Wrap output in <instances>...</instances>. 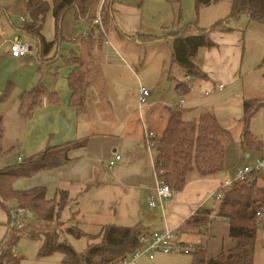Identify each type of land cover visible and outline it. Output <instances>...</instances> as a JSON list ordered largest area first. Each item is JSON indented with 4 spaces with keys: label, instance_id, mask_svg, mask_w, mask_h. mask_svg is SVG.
<instances>
[{
    "label": "crops",
    "instance_id": "0c3cea01",
    "mask_svg": "<svg viewBox=\"0 0 264 264\" xmlns=\"http://www.w3.org/2000/svg\"><path fill=\"white\" fill-rule=\"evenodd\" d=\"M26 1L24 0V3ZM143 1L148 8L152 6L164 8L167 3L172 4L167 0ZM173 4L178 3L174 2ZM1 9L0 5V28L4 35L3 11ZM145 10L146 8L143 6H136L129 0H112V23L107 29L110 31L106 30L105 39L100 47L103 62L101 83L104 86V91L98 92L95 88L89 89L87 102H90L91 99L92 102L89 108L86 103V113L77 114L74 107L70 105L71 91L67 82L70 67L66 66L65 59H63L69 54L65 49L68 47L63 45L65 50L61 53L65 57L58 56L49 65H42L38 61L37 72L40 75V80L35 85H33L34 78L29 81L32 84L31 89L41 86L46 92L53 93V97L57 96L58 98L55 97L57 100L47 101L43 94L42 104L26 117L20 109L19 94L31 89L17 91L16 84L8 82L4 90L10 87L11 95L7 100L0 102L1 105L7 106L3 111H0V123L3 129L0 155L3 154L5 159L0 167L13 163L19 155L25 158L48 144H64L78 140L82 145L68 150L69 160L65 163L40 170L29 177L19 178L14 182V186L26 189L35 185H44L48 198L57 196L58 190H66L70 200L62 209L60 220L64 223L68 221L71 224L73 218L74 224L88 235L99 233L102 226L107 223L137 225L143 230L170 228L175 231V238L179 241L200 244L204 247L206 257H214L222 250L233 246L236 241L229 234L228 219L213 213L211 207V203L214 201L213 191L219 188L220 182L223 180L222 177L231 173L234 167L229 169V163L226 162L224 155L223 171L225 174L222 177H218V173L201 174L197 170H190L186 174V180L181 189L173 190L170 196L162 198V206L150 207L148 201L155 193L156 185L155 150L147 147L145 130L150 129L154 134L155 130L156 132L162 131L167 122L168 107L183 109L182 118L184 121L196 120L201 115L209 113L215 116L219 125L228 131L227 139L231 138L229 130L232 122L240 125L238 126V129L240 128V147L236 152L238 165L255 161L264 150V129L258 130L253 124V117L257 113L261 119L264 118V65H261L264 56V24L249 23L246 15H240L237 18L239 19L238 24L231 25L232 20L227 23L225 27L228 30H210L209 37L216 46L201 48L193 57V62L207 74L206 78L185 76L183 70L172 60L171 46L169 67L173 68V65H177L176 69L181 73V76H175L168 71L166 78L172 81L173 91L180 97L179 102L173 106H161L160 103L152 101L140 117H136L135 114L128 116V113L115 115L108 99L111 92L105 87V79L109 77L103 76L108 58L116 55L123 60L120 52L131 56L137 49L136 44L140 43L153 47L151 51H161L160 49L165 48L164 43L169 41L167 39L170 38V41L173 42L172 34L174 32L183 31L185 28V25L177 27L164 36L143 35L140 32ZM25 13L24 7L23 17H25ZM160 14L162 13H158V15ZM223 14L225 11L207 19V12H205V19L196 22V26L206 29L208 20L209 22L215 20V23ZM67 16L73 19V12L69 11L64 19ZM4 19L7 20L6 14ZM74 21L78 22L79 20ZM81 22H84L86 26L80 38L86 32H90L94 38L99 36V30L92 29V33L90 25L85 21ZM245 24L246 26L260 27L257 34L261 36H259L260 46L250 55L251 62L249 64L253 67L251 74L244 78L242 72L245 73L246 45L258 38L257 34L253 32L254 28L250 32L247 29L242 30ZM165 26L167 25L163 23L162 28ZM92 27L94 28V26ZM162 31L166 33L165 29ZM185 33L193 34L195 32L189 27ZM149 36L154 37L155 40L145 43ZM2 37L0 36V38ZM109 38H111V42L106 43L105 40ZM69 41L73 42L74 40ZM3 43H7V40H0V45ZM71 46H75V50L78 51L76 44ZM33 55L35 56V54ZM51 56L53 54L50 53L49 57ZM176 80L185 81L188 84L185 94H179L174 89ZM220 84L221 88H219ZM194 85L203 86V92L197 96L192 95L190 92ZM150 94L151 91H149L147 101ZM240 94H242L241 99ZM244 100H257L262 103L249 121L248 130L255 142L251 145L242 143L243 122L241 118L244 112ZM142 108L143 106L139 107V110ZM257 132L263 136L256 134ZM115 153L120 154L121 157L112 165H108V161L114 157ZM258 175L255 182L264 188V177L259 178ZM19 180L21 183L17 186L16 182ZM258 211L260 214L255 215V218L257 223L261 222V226H264V210L258 209ZM63 214L64 216H62ZM205 215L207 219L205 224L189 220L192 216ZM71 216L72 218L69 219ZM29 218L32 219V215H29ZM63 237L69 241L67 236ZM14 255L19 257L16 249ZM132 264L200 263L195 262L194 253L157 252L153 258L141 256Z\"/></svg>",
    "mask_w": 264,
    "mask_h": 264
},
{
    "label": "trees",
    "instance_id": "16d2710c",
    "mask_svg": "<svg viewBox=\"0 0 264 264\" xmlns=\"http://www.w3.org/2000/svg\"><path fill=\"white\" fill-rule=\"evenodd\" d=\"M167 1L179 4L180 0ZM194 2L197 13L201 7L211 4V0H194ZM49 9V4L44 0H27L24 21H20L21 30L35 41V58L42 65H49L58 56L62 58L64 54L61 52L65 49L68 51L69 55L63 59H65L66 66L70 67L67 75L71 91L70 105L74 107L77 114H84L87 111L89 89L104 91L101 83L103 62L100 47L105 39L106 30L112 23V0H52V14L55 23L53 41H47L42 34L43 22ZM69 11L73 12L74 20L87 22L92 33V29L95 28L100 31L97 38L92 37L90 32H86L82 38L74 40L73 43L76 44L78 51L70 47L64 49L62 46L66 38L61 30V23ZM240 15H246L249 23L264 24V0H231L229 14L216 21L210 28L202 29L197 27L196 23H189L185 25L183 31H176L172 34V60L183 70L185 76L207 77V74L193 62V57L201 48L216 46L209 37L210 30H228L225 27L227 23L237 19ZM96 18L100 19V25L94 24L93 28L91 24ZM189 27L195 33H185ZM146 39L145 43L155 40L152 36ZM54 44H56L55 52L49 57ZM94 49L96 53L93 52ZM261 65H264V56ZM174 89L183 95L188 90V84L185 81L176 80ZM43 94L47 101H55L58 98L53 97V93L46 92L41 86L19 94L20 109L24 116H29L42 104ZM10 95V87H7L0 94V102L7 100ZM261 105L262 103L257 100L243 101L244 112L241 121L243 122L242 143L244 144H255L248 125L251 116ZM167 113L168 118L162 135L157 138L153 135L151 141L155 144L156 173L169 184L172 190L182 188L186 174L190 170H197L201 174H216L223 171L224 140L229 134L219 125L215 116L206 113L196 120L184 121L183 109L180 107H168ZM148 131L154 134L150 129ZM2 134L3 129L0 123V141ZM78 145H82L78 140L64 144H48L25 158L22 157L20 160L0 167V207L6 208L7 202L15 199L17 205L27 208V214L31 213L38 222L49 223L60 218L62 209L70 200L66 190H58L57 196L48 198L44 185L23 189L16 188L14 182L19 178L32 176L40 170L65 163L69 160L68 150ZM258 209L264 210V188L258 186L255 180L250 183L235 182L232 187L225 189L218 203L216 214L228 219L229 234L236 239L235 244L214 257H206L204 247L196 244V250L192 252L195 255V262L200 264H253L257 233L255 213ZM71 218L72 216L69 219ZM189 220L205 224L207 219L205 215L192 216ZM11 230L7 232L3 240L0 264H19V257L14 255L13 250L22 235L30 238L42 237L38 256H46L58 251L62 254V264L111 263L139 247L138 236L143 231L137 225L107 223L102 226L99 233L88 235L76 224H71L66 227L65 233L76 238L99 237V240L87 243L84 250L79 251L66 239H60L57 233L45 231L36 234L25 230L10 232Z\"/></svg>",
    "mask_w": 264,
    "mask_h": 264
},
{
    "label": "rangeland",
    "instance_id": "374dc122",
    "mask_svg": "<svg viewBox=\"0 0 264 264\" xmlns=\"http://www.w3.org/2000/svg\"><path fill=\"white\" fill-rule=\"evenodd\" d=\"M44 1L49 4L50 9L46 14L43 22L42 34L47 41H53L55 26L52 14V0ZM129 1L135 3L136 6H143V8H146L143 18V26L140 33L143 35L153 34L158 36H164L177 27L184 26L189 23L200 22L201 20L205 19V12H207V19H211L216 14L221 13V11H225V14L221 16L223 18V16H226V14L229 12L231 4V0H211V4L209 6L201 7L197 13L194 0H180L179 4L167 3L164 8L161 6H152L148 8L143 0ZM0 5L2 6L1 10L3 11L2 20L4 25V35L2 38H0V40H7V43H3L2 45H0V92L4 90L8 82L9 84L10 82L15 83L17 86V91L31 89L32 84H30L29 81L34 78L35 82L33 85H35L36 82L40 80V75L37 72V68L39 66L38 60L34 55H27L25 57L16 59L12 58L8 53V41L10 42L11 40H14L15 38H17V36H19L23 41L32 43L35 42L31 37L26 35L21 30L22 23L19 21V18L24 16V0H0ZM148 10H150L151 12ZM158 13L162 14L158 15ZM5 14L7 16V20L4 19ZM221 17L218 20L222 19ZM5 20L6 23H4ZM238 20L239 19H233L230 24H238ZM214 21L215 20L209 22L208 20L206 22V28L211 27ZM163 23L164 25H167L165 26V28H162ZM85 26L86 25L84 22H75L74 19H70V17L67 16L61 23V30L63 31V35L66 38L63 41V46L75 49V46H71L75 45V43L69 40H79L83 29H85ZM254 26L255 25L246 26L245 24L242 27V30L245 31V29H247V31L250 32V30L254 28L253 32L257 34V32L259 31L258 28L260 27ZM162 29H165L166 33H164ZM109 31L110 30H107V32ZM257 36L258 38L248 42L246 45V55L244 59L246 64L245 73L243 74L242 72V76L244 78L251 74L250 72L253 69V67L249 63L251 62L250 55L255 52V50H257V47L260 46L259 36L261 35L257 34ZM167 40L169 41L164 43L165 48L160 49L161 51H151V48L153 47L140 43L136 44L137 49L136 51L132 50L134 52L132 53L133 55L131 54V56H127L124 53L120 52L123 60H121L116 55L108 58L103 76L109 77L105 79V87L111 92V94L108 95V99L110 102L108 103L110 104L111 109L115 115H118L119 113H128V116H132V114H135L136 117H140V115H142V112L152 101L160 103L161 106H173V104L179 102L180 97L175 95L172 88V81L166 78L168 75V71L170 74L172 73L175 76H181V73H179L176 69L177 65H173V68L169 67L170 62H168V60L170 57L172 41H170V38ZM105 42H111V38L105 40ZM54 45L55 46L51 51V54L55 52L56 44ZM93 52L96 53L95 49L93 50ZM140 85L147 87L149 91H151V94L148 98L147 104L139 110L137 98ZM153 85H155V87H153ZM203 89V86L194 85L190 93L197 96L203 92ZM239 97L241 99L242 94H240ZM91 102L92 99L90 100V102H87L88 108L91 105ZM99 103L102 105L101 102ZM5 107L7 106H3L0 104V111H3ZM259 116V113H257L253 117V124H255L256 129L261 130L264 129V118L261 119V117ZM232 123L233 124L231 125L229 130L231 138L224 140V144H226V162L229 163V169L232 167H234V169L231 173H227L226 175H224L222 177L223 179L233 178L237 168L246 164L243 163L238 165L237 163L238 158L236 156V152L238 151V147H240V128L238 129V126L240 125L238 123L236 125V122L234 121ZM163 130L158 132H156L155 130L154 135L156 136V138L162 135ZM258 132L256 134H258ZM3 162H5V159L4 155L1 154L0 164H3ZM258 176L259 178L264 177V175L261 174H259ZM20 183L21 180L17 181L16 185L18 186ZM6 205V208L0 207V242L4 240L7 232L9 231L8 209L16 207L17 202L15 199H11L7 202ZM64 214L62 216H64ZM29 215H31V213L27 214V218L23 227L18 229L13 228L10 232L25 230L38 234L37 232L50 231L51 233L53 232L59 234L60 239H64L63 236H67L69 242H71L77 250L84 249L86 244L92 240H99V238L97 237L94 239H89L83 236L75 238L70 234L68 235L67 233H65L64 231L66 230L67 225L69 226L75 223L73 218L71 219V224L68 221H65V223L62 222L60 220L61 218H57L52 222L46 223L38 222L34 218L30 219ZM41 243L42 237L30 238L28 236L22 235L14 246L19 256V264H61V252L55 251L46 256H38L37 251ZM15 249L13 250V253L15 252ZM254 264H264V226H261V222L257 223Z\"/></svg>",
    "mask_w": 264,
    "mask_h": 264
},
{
    "label": "built area",
    "instance_id": "2783aa9c",
    "mask_svg": "<svg viewBox=\"0 0 264 264\" xmlns=\"http://www.w3.org/2000/svg\"><path fill=\"white\" fill-rule=\"evenodd\" d=\"M104 1V0H102ZM20 21H24V17H20ZM96 24L100 25V19L96 18L91 25L95 26ZM0 36H3L2 29L0 28ZM35 52V45L32 42L23 41L20 37L11 40L8 45V53L13 58H22L27 55H33ZM222 85H219L221 88ZM149 95V90L144 87H139V98L138 104L139 107H142L146 104L147 97ZM153 133L145 130V139L146 144L149 149H154L155 144L151 141ZM121 157L120 154L115 153L114 157L108 161V165H112L116 160ZM22 158L21 155L17 156V160ZM264 173V150L262 154L253 162L246 163L242 166H239L234 173L233 178L223 179L220 182L219 188L213 191L214 201L211 203L213 208V213L217 212V207L220 199L223 196V191L227 188L232 187L235 182H246L250 183L256 179L258 174ZM173 190L168 183L164 181L156 173V185L155 193L151 195L148 204L150 207L162 206L161 199L168 197L172 194ZM260 211H256L255 215H259ZM27 218V208L17 205L16 207L9 209V222L8 230L18 229L24 226L25 220ZM176 233L173 229L165 228L160 230H143L139 236L138 240L140 246L129 251L124 256H122L118 261L106 263V264H132L141 256H147L153 258L155 253H192L196 250L195 243H187L179 241L175 238ZM3 247V240L0 242V253Z\"/></svg>",
    "mask_w": 264,
    "mask_h": 264
},
{
    "label": "water",
    "instance_id": "95a60500",
    "mask_svg": "<svg viewBox=\"0 0 264 264\" xmlns=\"http://www.w3.org/2000/svg\"><path fill=\"white\" fill-rule=\"evenodd\" d=\"M224 174H225V172L221 171V172L218 173V177H222Z\"/></svg>",
    "mask_w": 264,
    "mask_h": 264
}]
</instances>
